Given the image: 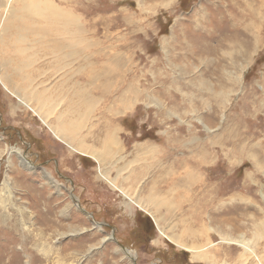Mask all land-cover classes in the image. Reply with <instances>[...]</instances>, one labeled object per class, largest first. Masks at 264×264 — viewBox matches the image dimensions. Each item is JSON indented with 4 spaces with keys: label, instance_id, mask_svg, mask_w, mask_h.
Segmentation results:
<instances>
[{
    "label": "rangeland",
    "instance_id": "374dc122",
    "mask_svg": "<svg viewBox=\"0 0 264 264\" xmlns=\"http://www.w3.org/2000/svg\"><path fill=\"white\" fill-rule=\"evenodd\" d=\"M48 1L73 21L74 55L63 60L29 34L30 83L10 75L52 95L46 125L0 75V264H131L120 246L133 264H203L163 228L238 264L242 249L217 231L251 240V220L264 221V0ZM7 48L0 62L17 57ZM56 117L78 126L80 146L55 136ZM79 147L111 153L99 165ZM99 172L118 174L120 189ZM154 191L172 204L157 208L160 228L136 206Z\"/></svg>",
    "mask_w": 264,
    "mask_h": 264
},
{
    "label": "bare ground",
    "instance_id": "6f19581e",
    "mask_svg": "<svg viewBox=\"0 0 264 264\" xmlns=\"http://www.w3.org/2000/svg\"><path fill=\"white\" fill-rule=\"evenodd\" d=\"M15 2H20V0H15ZM12 5H13L12 2L8 0H2L1 5H0V10L4 9V13L0 16V49L2 50H4L5 48L8 49L7 47L12 48L14 50V53H13L14 56H17L18 58L22 54H26V55L23 60H22V57H20V59H17V57H13L9 59L1 58V62H0L1 81L3 84H5L4 86L6 88L10 89L8 91L19 99L20 104L24 106L33 104L34 105V108H32L33 112L37 115V117L41 120V122L46 125L47 124L46 122L48 121V117H50V114L53 111L51 102L54 99L52 95L50 96L48 94L49 92L46 93L47 89H44V88L40 89L39 91H36V93L26 92L25 90H22L20 86L18 87L15 82L12 81V78H11L12 76L10 75L19 77L21 80L20 81L21 86H23L22 83H30V81H28V79L25 78L26 77L25 75H21V72H23V70L26 68L25 62L31 56L30 54H28V50L32 48L33 41L36 43V41L41 40V38L46 39L47 45L50 46L52 54L61 56L63 60L67 59L68 61L69 58L74 55V51H73L74 45H73V40H72L74 39V34L71 31L72 24L70 23V21L72 20L69 17L68 13L65 11L66 9H62L56 5L54 6V4L48 0L41 1V2L37 0V3H32V2L22 3L21 2V6L18 9H15L14 7L12 8ZM35 17L39 18L40 23L35 20ZM14 24H16V26H14ZM29 34L35 35L34 36L35 40H33L30 43L27 39ZM6 71L8 73H6ZM30 91H34V90H30ZM123 93L125 94L117 97V99H118L119 104L125 105V103H127V108H128L130 106L131 101L126 99V91H123ZM43 109H48V110L43 111ZM124 109H126V107ZM59 118L60 117H56L53 120L54 124L50 126V129H52L53 127L54 129H52V131L55 134V136L61 139V141L68 143V145H70L72 149H74L75 145H78V143L76 144L73 142L74 137L71 134L72 133L74 134V130L76 128L78 129V126L76 125L72 127V124H70V122H66V123L61 122ZM103 137L105 138L107 144L115 143L114 141H116V138H114V136L112 135L104 134ZM143 148L145 149V151H147L148 146H143ZM76 151L81 152L91 157L94 161H96L99 165H101V164H104L106 160V158L103 156L105 155L108 156L110 149L107 147L106 150L103 149L101 152H92L91 150L90 151L82 150L79 147L76 149ZM15 152L17 153L19 159L22 161V165L26 164L27 166H29V163L26 160H24L23 157H20L19 151L16 150ZM99 173L102 179L107 181L113 189H118V187L115 186L116 184L115 179L114 180L110 179L107 174L108 172H105L102 174L101 172ZM188 178L192 180L191 176H186V179ZM120 191L125 198L130 199L129 197H127L128 195L125 192H123L122 189ZM71 197L75 202L76 201L75 197L72 194H71ZM262 199H264V196H262ZM159 201H160V198L158 197V194L156 193V191H154V193H150V196L146 200H140L137 202V205H136L141 210L143 211L147 210L149 213H151V217L156 224V225L154 224L155 228H160L159 222L162 221V217H163L161 214L157 215L158 210H159L157 208L160 207L162 204L169 203L170 206L172 205L171 202H169L167 199H164V198L162 199V202H159ZM146 204H149L150 208L145 207ZM251 222H252V227H253V232H252L253 236L251 240H244L242 236H240L237 240L230 239L227 237L225 238L223 236L224 234H220L219 230L217 231L220 242L227 243V244L234 243L235 245L239 246L242 249L241 257L238 259V264H264V248H263V251L261 250L260 253L257 252L259 251L258 250L259 241L264 239V221L260 223H255V220L252 219ZM165 229L167 228H163V232L161 233L164 234V236L173 245H175L178 248H181L182 250H186L187 252H189L191 260L202 262L203 264H226L227 263V262L220 263L219 261H216L215 259H213V256L210 257L208 254L209 253L208 245H205V246H192L191 245L190 247L185 246L181 243V241L178 238H175V235L166 234ZM213 230L209 229L208 232H211ZM111 236H108V238H103L102 242L106 241L107 239L108 240L112 239ZM124 253L126 254L125 256L129 258L130 263L133 264L132 261H134V256H135L134 253L126 249L124 250Z\"/></svg>",
    "mask_w": 264,
    "mask_h": 264
},
{
    "label": "water",
    "instance_id": "95a60500",
    "mask_svg": "<svg viewBox=\"0 0 264 264\" xmlns=\"http://www.w3.org/2000/svg\"><path fill=\"white\" fill-rule=\"evenodd\" d=\"M81 210V209H80ZM83 213H85L86 215H88V217H90V214L86 213L85 211L81 210ZM96 224V223H95ZM99 227H105L106 225H102V224H96ZM113 238V236H112ZM122 250H125L123 247H120Z\"/></svg>",
    "mask_w": 264,
    "mask_h": 264
},
{
    "label": "crops",
    "instance_id": "0c3cea01",
    "mask_svg": "<svg viewBox=\"0 0 264 264\" xmlns=\"http://www.w3.org/2000/svg\"><path fill=\"white\" fill-rule=\"evenodd\" d=\"M82 156H84V155H82ZM84 157L87 158V159H91V158H89V157H87V156H84ZM117 177H118V174H116V176H115V180H116V182H117L118 184H120L119 181H118V178H117ZM116 182H115V183H116ZM185 182H186V180H185ZM115 186H116V184H115ZM116 187H117V186H116ZM118 189H120V188L118 187Z\"/></svg>",
    "mask_w": 264,
    "mask_h": 264
}]
</instances>
